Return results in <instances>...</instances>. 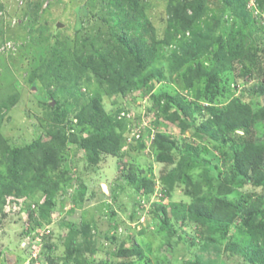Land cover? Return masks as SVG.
<instances>
[{"label": "rangeland", "instance_id": "374dc122", "mask_svg": "<svg viewBox=\"0 0 264 264\" xmlns=\"http://www.w3.org/2000/svg\"><path fill=\"white\" fill-rule=\"evenodd\" d=\"M232 35L246 51L264 54V0H0V173L9 167L5 145L29 152L65 140L61 165L51 171L60 182L52 207L37 189L7 196L0 264H49L51 258L59 264H252L224 250L230 237L249 243L246 228L210 222L204 239L188 213L193 196L185 192L194 189L210 201L226 183L231 200L264 194V185L233 179L232 153L243 141L230 133L215 139L222 133L202 108L226 105L260 78L258 66L228 61ZM215 65L218 97L206 94L204 74L187 85V77ZM161 93L175 97L168 111ZM95 100L122 141L120 155L101 152L97 163L76 139L92 132L85 108ZM243 100L264 103L250 93ZM183 101L188 118L175 114ZM123 111L144 116L152 128L132 137L128 119L119 118ZM182 120L195 126L182 129ZM152 129L175 139L174 162L157 160ZM243 138L264 143V121ZM129 165L138 180L127 176ZM175 167L182 175L171 188L162 176ZM141 179L153 180L154 189L147 191ZM135 247L140 253L119 255Z\"/></svg>", "mask_w": 264, "mask_h": 264}, {"label": "trees", "instance_id": "16d2710c", "mask_svg": "<svg viewBox=\"0 0 264 264\" xmlns=\"http://www.w3.org/2000/svg\"><path fill=\"white\" fill-rule=\"evenodd\" d=\"M232 35L229 38L227 50L228 61L230 63H242L243 65L251 64L258 66V75L260 78L252 83L249 87H243L239 96L233 97L226 105L218 107L209 102L202 105V108L209 110L212 122L217 126L219 137L215 139H224V133H230L241 138L243 147L234 151L232 154L233 179L242 180L245 183L254 184L256 186L264 185V143L257 142L251 139H244L249 129L258 122L264 121V103L260 106L253 107L251 103L243 100V96L247 93L264 97V54L261 51L257 54L250 53L245 50L242 40L238 41ZM218 67L215 65L211 70L206 72L204 69L196 74L187 77V85L192 86L193 81L202 76H208L205 91L210 98H216L221 94L220 85L218 83ZM248 68V67H247ZM154 82L155 75L151 76ZM122 80V79H121ZM127 84H130L128 81ZM165 94V93H161ZM159 94V95H161ZM167 98V107L170 108V103L175 101V97L165 94ZM211 101V100H209ZM189 103L182 102L179 111H176L178 117L179 112L187 114ZM87 114L91 119L92 132L89 135H76L80 146L84 149L92 162L97 163L100 160L101 152H107L114 155H120L122 150V141L117 133V126L113 118L106 112L99 100L91 102L87 105ZM82 117H84L81 114ZM169 119H175L170 116ZM187 120V119H186ZM122 121H118V123ZM195 122V121H194ZM193 121L185 123L181 121L180 127L187 129L190 126H195ZM120 123V124H121ZM127 123V122H126ZM124 123V124H126ZM115 124V125H114ZM122 125V124H121ZM243 130L244 133L239 131ZM175 139L169 135L158 132L155 136V145L158 149L157 160L165 163L174 162V157L171 150L175 147ZM65 140L59 138L52 140L46 146H41L37 150L29 147L25 152L20 148L5 145L3 154L8 159L9 167L6 175L0 173V211L7 202V196H22L30 190H41L46 194V206L54 205L53 198L55 193L60 188L58 179H54L51 171L56 170L61 165V156L64 149ZM28 159V160H25ZM130 169L127 176L130 179L138 180L135 177L134 166L129 165ZM181 168V167H180ZM178 167L171 170L167 175L162 176L163 183L173 188L177 178H180L182 173L178 172ZM141 185L145 186L147 191L154 189L155 182L151 179L139 180ZM192 179L188 177V186H191ZM141 185H138L139 187ZM230 190L226 183L220 185V194L210 201L199 198V192L194 189L187 188L186 193L193 196V201L188 205V213L190 218L198 224L202 225V234L204 239L209 232L208 225L210 222L231 224L238 228L244 226L249 234V243H241L230 237L226 246L225 252L229 250L240 253L247 261L252 264H264V194H251L244 201L231 200L224 196ZM165 213L166 206H161ZM239 227V228H240ZM50 247L49 242L44 243V248ZM141 249L135 247L132 249L122 248L119 252L121 256H130L140 253ZM69 250V255H71ZM49 264H59L52 258L49 259ZM122 264H134L132 261H124ZM187 264H203L197 261H189Z\"/></svg>", "mask_w": 264, "mask_h": 264}, {"label": "built area", "instance_id": "2783aa9c", "mask_svg": "<svg viewBox=\"0 0 264 264\" xmlns=\"http://www.w3.org/2000/svg\"><path fill=\"white\" fill-rule=\"evenodd\" d=\"M123 116L128 119V128L131 129L132 137H136L137 139H141L144 136V134H145V132L143 133V126L152 128L151 123H150V126H149V124L146 121L144 116H140V118H139V116L137 117V115L134 114V113H132L131 115L130 114L127 115V111H123L119 118L122 119ZM142 122H144L143 125L141 124ZM136 127H139V128H136ZM155 136L156 135L154 134V129H152V133L150 134V137H151L152 141L155 139ZM28 219H29V217H28ZM44 235L45 234L43 233L37 238L38 240H40L39 241L40 245L42 244L41 242H42V239H43ZM26 264H39V263H38L37 260L31 263V259H29L28 263H26Z\"/></svg>", "mask_w": 264, "mask_h": 264}, {"label": "water", "instance_id": "95a60500", "mask_svg": "<svg viewBox=\"0 0 264 264\" xmlns=\"http://www.w3.org/2000/svg\"><path fill=\"white\" fill-rule=\"evenodd\" d=\"M58 26H59V27L63 26V23H58Z\"/></svg>", "mask_w": 264, "mask_h": 264}, {"label": "clouds", "instance_id": "9594fccd", "mask_svg": "<svg viewBox=\"0 0 264 264\" xmlns=\"http://www.w3.org/2000/svg\"><path fill=\"white\" fill-rule=\"evenodd\" d=\"M155 140V139H154Z\"/></svg>", "mask_w": 264, "mask_h": 264}]
</instances>
